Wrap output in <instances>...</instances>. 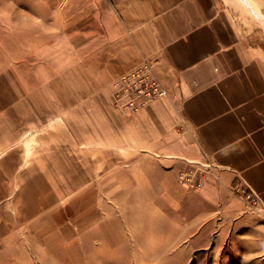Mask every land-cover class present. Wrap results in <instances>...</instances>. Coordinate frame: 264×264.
Masks as SVG:
<instances>
[{
    "label": "crops",
    "instance_id": "obj_1",
    "mask_svg": "<svg viewBox=\"0 0 264 264\" xmlns=\"http://www.w3.org/2000/svg\"><path fill=\"white\" fill-rule=\"evenodd\" d=\"M23 2L0 67V231L13 239L0 263L190 264L230 245L264 264V212L233 190L243 178L264 200V45L225 1ZM144 59L170 93L118 115L113 81Z\"/></svg>",
    "mask_w": 264,
    "mask_h": 264
},
{
    "label": "rangeland",
    "instance_id": "obj_2",
    "mask_svg": "<svg viewBox=\"0 0 264 264\" xmlns=\"http://www.w3.org/2000/svg\"><path fill=\"white\" fill-rule=\"evenodd\" d=\"M224 1V5H226L229 10V16L234 27L238 28L242 34L244 33L246 37H253L255 40L261 42L264 45V0H248L247 2H245L246 5H241V2L243 0H236V4L229 3L227 0ZM21 3L27 2H23V0H0V67L2 63H9L16 58L15 48H19L20 41L18 36V22L14 21V18L16 14L15 11L18 9V6ZM34 8H36V10L40 12L42 11L43 6L37 4V6ZM140 71L144 72L146 78L149 77L150 79L147 78L146 83H141L138 77H134L132 79L133 81L130 85V101L128 102V97H122L123 92L117 84L118 80L129 72L138 73ZM113 84L114 90L112 92L111 103L112 107L116 110L118 115L121 116H123L124 113H126L127 115H133L134 113H138V111L147 107L148 105H150V103L154 102L160 97L168 96L170 93L166 85L163 83L160 75L158 74L153 61L150 59H144L142 62L135 65L130 70L116 77L113 81ZM164 91H166L165 94H163ZM152 95H154L153 97H155V99L148 103L142 102L141 100H134L132 105H130L131 100L133 99H136L138 97H148ZM88 172L90 171H87V173ZM180 176L181 179L185 182L187 181V179L188 181H190V178L188 177L190 175L187 174L186 171H182ZM190 182L192 183V181ZM238 185H244L248 188L250 186L247 181H245L243 178H240V180L233 186V190L234 187ZM236 195L241 197L239 194ZM245 203L250 211L258 212L257 209L255 210L252 205L248 204L246 201ZM263 203H261L260 206H263ZM261 212H264V208L260 211V213ZM73 213L74 211H70V214ZM11 232L12 231H0V233L4 235V241H0V254L2 255L5 252L7 255L12 250V247L9 245L11 241H13V239L9 235ZM1 238H3V236ZM4 244L8 245L5 246V250L3 251L2 245ZM196 253H198V257L196 256V258H194V260H192L190 264H245L242 261V255L237 254L235 248L231 247L230 245H224L222 248H219L216 251L201 249ZM228 253L229 255H227ZM53 259L56 260L57 256L54 255ZM166 263L168 264V262ZM4 264L13 263L6 262ZM30 264L40 263L34 261ZM51 264H59V262L52 261ZM149 264H156V262H150Z\"/></svg>",
    "mask_w": 264,
    "mask_h": 264
},
{
    "label": "built area",
    "instance_id": "obj_3",
    "mask_svg": "<svg viewBox=\"0 0 264 264\" xmlns=\"http://www.w3.org/2000/svg\"><path fill=\"white\" fill-rule=\"evenodd\" d=\"M134 77H138L139 80L141 81V83H146L147 78H149V77L146 78L144 72H142V71H140L138 73L137 72L136 73L135 72H133V73L129 72V73L125 74L124 76H122L118 80V83H117L119 88L123 92L122 97L123 96L128 97V102L130 101V92H131L130 85L132 84V81H133L132 79ZM165 93H166V91H164L163 94H165ZM159 94H161V93H159ZM153 96L154 95L148 96V97H138L136 99L131 100L130 105H132L134 100L135 101L141 100L142 102L148 103V102L155 99V97H153ZM234 192L236 194H239L248 204L252 205L255 210L257 209L258 212H260L264 208V203H263V199H262L261 195L257 191H255L253 188H251L250 186L248 188L244 185H238V186L234 187ZM261 203H263V206H260Z\"/></svg>",
    "mask_w": 264,
    "mask_h": 264
},
{
    "label": "bare ground",
    "instance_id": "obj_4",
    "mask_svg": "<svg viewBox=\"0 0 264 264\" xmlns=\"http://www.w3.org/2000/svg\"><path fill=\"white\" fill-rule=\"evenodd\" d=\"M227 1H230V0H227ZM232 1H233V0H232ZM232 1H231V2H232ZM247 1H248V0H243L241 3H242L243 5H244V4L246 5L245 2H247ZM259 13H260V12H259ZM260 16H261V15H260ZM144 106H145V105H144ZM179 174H180V173H179Z\"/></svg>",
    "mask_w": 264,
    "mask_h": 264
}]
</instances>
